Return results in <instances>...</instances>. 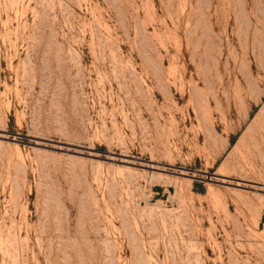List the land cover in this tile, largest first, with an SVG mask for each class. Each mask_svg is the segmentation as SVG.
Wrapping results in <instances>:
<instances>
[{"label":"rangeland","instance_id":"rangeland-1","mask_svg":"<svg viewBox=\"0 0 264 264\" xmlns=\"http://www.w3.org/2000/svg\"><path fill=\"white\" fill-rule=\"evenodd\" d=\"M0 264H264V0H0Z\"/></svg>","mask_w":264,"mask_h":264}]
</instances>
